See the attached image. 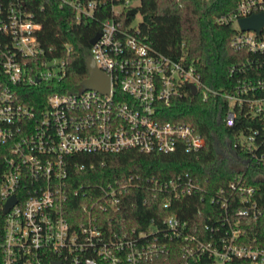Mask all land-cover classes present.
<instances>
[{
  "label": "built area",
  "instance_id": "built-area-1",
  "mask_svg": "<svg viewBox=\"0 0 264 264\" xmlns=\"http://www.w3.org/2000/svg\"><path fill=\"white\" fill-rule=\"evenodd\" d=\"M58 1L77 22L100 20L88 54L107 75L108 92L80 85L28 103L39 95L32 87L64 77L66 61L41 47V24L30 10L35 0H0V264H264V25L256 31L239 24L264 12V0H239L215 17L232 26L230 46L246 53L218 89L203 84L193 64L141 39L137 16L125 23L126 9L141 0ZM196 94L224 100L226 126L250 121L229 146L238 171L225 185L210 192L189 173L147 178L137 187L148 189L155 215L140 227L114 218L132 177L75 186L74 171L86 167L80 155L197 154L205 139L191 124L156 117L159 105ZM11 197L15 203L3 213ZM188 209L205 220L178 216Z\"/></svg>",
  "mask_w": 264,
  "mask_h": 264
},
{
  "label": "trees",
  "instance_id": "trees-1",
  "mask_svg": "<svg viewBox=\"0 0 264 264\" xmlns=\"http://www.w3.org/2000/svg\"><path fill=\"white\" fill-rule=\"evenodd\" d=\"M238 1L141 0L138 6L126 9L125 23L139 16L137 25L141 39L158 52L193 64L202 83L218 89L230 83L228 68L231 64L246 55L244 51L230 46L232 26L215 23L216 16L232 11ZM30 10L41 24L37 35L43 50L48 56L66 61L64 77L31 88L39 95L28 103L38 105L49 92L74 90L88 77L85 59L90 39L100 30V20L77 22L71 9L61 7L58 0H35ZM224 110L223 99L215 96L204 99L200 94L159 105L156 110L159 121L191 124L204 137V147L197 154H188L182 149L167 154L129 149L117 153L80 155L77 160L86 167L74 171L75 186L107 184L132 177L133 185L122 200L121 213L114 217L115 220L120 219L125 227L143 226L149 217L155 215L148 209L152 203L148 189L145 185L137 187L144 184L147 178L168 179L189 173L208 191L216 190L237 173L236 159L229 146L235 142L237 132L250 122L247 118H240V124L228 127L222 120ZM236 153L241 154L239 150ZM2 171L0 155V179ZM257 172L253 170L248 175L252 177ZM258 185L264 195V182H258ZM144 199L148 200V204H143ZM183 201L192 202L194 198ZM178 216L190 222L205 220L190 209Z\"/></svg>",
  "mask_w": 264,
  "mask_h": 264
},
{
  "label": "water",
  "instance_id": "water-1",
  "mask_svg": "<svg viewBox=\"0 0 264 264\" xmlns=\"http://www.w3.org/2000/svg\"><path fill=\"white\" fill-rule=\"evenodd\" d=\"M240 27L243 30L253 29L259 31L264 25V12L252 14L248 17L241 18L239 20ZM99 37V33H96L89 41L90 45L93 44ZM86 66L88 71V77L82 81V89H95L102 93L108 92V77L105 75L95 64L92 56L88 54L86 56ZM191 92L195 94L196 89L193 85H190ZM15 198L11 197L6 202L3 213H5L13 204Z\"/></svg>",
  "mask_w": 264,
  "mask_h": 264
},
{
  "label": "rangeland",
  "instance_id": "rangeland-1",
  "mask_svg": "<svg viewBox=\"0 0 264 264\" xmlns=\"http://www.w3.org/2000/svg\"><path fill=\"white\" fill-rule=\"evenodd\" d=\"M135 3L138 4V3H139V0H136ZM139 20H140V17L137 16V17H136V22L138 23ZM50 67H51L50 69H51L52 72H55V71L58 70V65H57L56 62H52V63H50Z\"/></svg>",
  "mask_w": 264,
  "mask_h": 264
}]
</instances>
